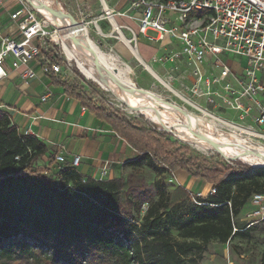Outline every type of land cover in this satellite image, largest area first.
Here are the masks:
<instances>
[{"label":"trees","instance_id":"16d2710c","mask_svg":"<svg viewBox=\"0 0 264 264\" xmlns=\"http://www.w3.org/2000/svg\"><path fill=\"white\" fill-rule=\"evenodd\" d=\"M74 97L134 150L135 158L125 164L166 171L152 135ZM46 152L0 110V264H31L24 259L43 249L52 255L39 264L78 263L85 254L88 264H105V258L115 264H199L211 242L245 235L250 227L238 229L234 219L253 194H264V168L241 174L204 170L201 178L215 193L194 204L186 189L168 193L162 180L152 191H141V185L139 191L132 173L96 181L68 165L57 173L36 170L34 162Z\"/></svg>","mask_w":264,"mask_h":264},{"label":"built area","instance_id":"2783aa9c","mask_svg":"<svg viewBox=\"0 0 264 264\" xmlns=\"http://www.w3.org/2000/svg\"><path fill=\"white\" fill-rule=\"evenodd\" d=\"M128 11L139 14L138 33L146 39L163 42L169 37L178 43L179 51L153 58V62H173L179 57L185 60L192 84L185 87L186 98L181 99L190 106L196 105L201 119L212 124L204 123L205 136H216L220 141L227 138L215 143L223 147L206 151L221 153L230 166L240 162L251 169L264 168V160L250 164L225 150L237 148L248 153L250 147H258L264 151V0H131ZM117 14L125 16L126 12ZM104 16L110 22L115 14L105 10ZM10 19L17 21L20 37L14 40L0 32V79L5 77L7 60L17 70L42 57L46 42H60L45 30L51 23L37 19L25 6L11 14ZM114 28L117 33L121 29L116 24ZM149 31L155 36L149 37ZM56 32L54 29L53 34ZM229 55L242 58L243 65L222 62L220 56ZM40 69L44 75L61 74L56 56L43 58ZM22 77L35 79L36 74L27 69ZM44 100L46 96L42 97ZM225 111L233 113L230 119L222 116ZM30 133L27 129L23 135ZM80 162L79 156L72 157L68 164L64 156H55L57 171L65 165L77 168ZM107 175L108 169L102 168L96 181H103ZM214 193L212 188L210 194ZM197 198L192 197L194 204H199ZM250 201L255 210L249 215V226L264 223V194H253Z\"/></svg>","mask_w":264,"mask_h":264},{"label":"rangeland","instance_id":"374dc122","mask_svg":"<svg viewBox=\"0 0 264 264\" xmlns=\"http://www.w3.org/2000/svg\"><path fill=\"white\" fill-rule=\"evenodd\" d=\"M14 2L16 7L22 8L25 6L31 13H34L39 20L48 21L57 28L51 26L45 30L50 32L52 38L57 35V39L60 40L58 45H52L46 42V46L50 54L56 56V62L61 68V74L53 75L54 79L64 83L67 88L73 93L72 95H78L81 99L88 102L91 106H96L99 109L104 110L106 114L112 115L119 120L127 123L130 127H138L143 131H147L148 135L155 139L157 143L154 144L153 150L157 148V158L166 162V171L160 173H153L143 163L137 167H130L127 164L122 166L123 178L126 179L127 175L132 173L134 175L133 185L134 187L142 186L141 191H152L153 184L159 180H162L165 184V189L168 193H171L175 188L180 186V175L185 174L189 181L195 180L198 191H188L185 186H181L186 189L192 197L205 199L208 195H211L210 187L206 191H201V183L206 181L201 178L204 170H230L234 173H242L249 171L252 173L257 169H251L248 165L241 164L240 162L233 163L235 166L226 164L221 158V153L215 151H206L210 147L204 149L197 147L193 144V141H187L179 138V132L173 129L174 126L165 124L159 125L150 118L146 120L138 111L134 108V105L128 101H123L117 97L113 92L106 88V86L100 84L96 78L92 69H87L85 74L80 65L74 58L73 51L68 48L69 38L72 40L82 39L83 33H87V36L95 46L105 54H110L113 57H117L116 53L112 51V43L117 41L118 34L113 31L111 27L107 25L108 20L104 16L105 10H110L115 14L116 18H124L125 16H117V13H124L128 7V0H105L106 6H103L100 0H53L52 5H57L59 13H63L70 17V21L67 22L65 18L57 16L59 24L49 20L48 18L34 9V6L29 0H10ZM18 8V9H19ZM69 23V24H68ZM106 24V25H103ZM71 27H70V26ZM101 28L99 29L98 26ZM70 28L73 29L71 32ZM54 29L57 30L53 34ZM101 30V31H100ZM110 31V32H109ZM64 33V35H62ZM74 33V34H73ZM132 37L134 47V35L130 33ZM148 34L155 36L154 32L149 31ZM110 35V36H107ZM138 46L140 49L146 46H157L156 43L148 42L141 36L137 38ZM45 46V47H46ZM68 52H67V51ZM164 51V50H163ZM171 49H166L165 52H160L158 57H166L167 55L174 54L170 52ZM179 51V50H178ZM177 52V50H176ZM45 55H49L44 53ZM57 54V55H55ZM222 62L230 63L232 66L243 65L244 60L239 56L229 55L220 56ZM69 59V60H68ZM118 60L127 63L134 71L132 78L138 86L143 87L142 91H146L156 103H160L161 100L167 104L174 106L182 114L196 116L201 118V112L195 109L196 105L190 106L185 103L181 98H186L187 90L185 87H190L192 81H187L189 75V69L185 60L182 58H175L173 62L164 61L154 62L150 64L152 68L159 73L162 79L171 85L168 87L160 84L154 79L137 61L136 58L124 60L118 57ZM157 64V65H156ZM110 76L115 80V75L112 71ZM51 74V73H49ZM47 74V75H49ZM164 83V82H163ZM136 86L138 89L140 87ZM141 90V89H140ZM182 96V97H181ZM134 107V108H133ZM157 108L162 111L161 106ZM198 108L201 109V102L198 103ZM223 112V111H221ZM225 118H231L232 112L225 111L221 113ZM180 116L178 115V118ZM181 119V117H180ZM209 122V121H207ZM168 127V128H167ZM184 131V127L181 129ZM132 157V155H130ZM259 169V168H258ZM208 184V183H207ZM210 185V184H209ZM188 186V185H186ZM138 188V187H137ZM139 189V188H138ZM140 191V189H139ZM193 203V201H191ZM255 210L250 199L240 211V214L234 219V224L238 229L250 227L245 231L244 236H236L232 240H229L225 244H220L216 241L211 242L207 246V252L202 253L203 259L199 260V264H264V223L257 222L249 226V215ZM37 251V248H34ZM41 254L27 256L24 260L31 264H39L41 259H47L52 252L50 250L43 249ZM38 253V252H37ZM18 255H14L13 259L20 260ZM78 263L70 264H88L89 258L85 254L77 259ZM105 264H115L113 259H104ZM57 264H61L58 260Z\"/></svg>","mask_w":264,"mask_h":264},{"label":"crops","instance_id":"0c3cea01","mask_svg":"<svg viewBox=\"0 0 264 264\" xmlns=\"http://www.w3.org/2000/svg\"><path fill=\"white\" fill-rule=\"evenodd\" d=\"M130 1L128 0L129 5ZM18 8L13 1L0 0V32L14 40H18L20 35L17 21L11 20L10 16ZM128 9L129 7L123 11L126 12L124 18L114 17L112 20V23L121 27L117 33L121 39L117 38V41L112 43V51L116 53L117 59L118 57L124 60L136 58L160 84L164 86L166 83L171 87L148 62L153 63V58L158 57L160 52L166 53L168 48L171 49L170 52L178 51V43L169 37L163 42L146 39L138 33L139 14ZM107 25L112 28L110 22H107ZM98 28L100 29L101 25ZM130 33L135 37L134 47ZM138 36L148 42L156 43L157 46L151 45L140 49L137 43ZM42 52V57L17 70L13 69L10 60H7L4 68L5 77L0 79V110L7 114L11 125L16 127L20 135L30 129L29 136L37 138L47 148L45 155L34 162L35 169L41 171L49 167L51 173H57L58 166L55 161L50 165V161L60 154L64 156L67 164L72 157L79 156L81 162L76 169L85 179L97 180L102 168L108 169V175L103 181L123 178L122 166L133 160L136 153L105 122L99 120L93 113H89L81 101L66 90L67 86L62 83L63 81L54 79L52 74L44 75L41 72L43 58L54 57L48 49ZM27 69L36 74L35 79L22 77V73ZM190 80L192 81L188 75L187 81ZM135 84L138 86L137 83ZM140 89L145 88L140 87ZM43 96H46L44 101H42ZM179 175L180 186H185L189 192L198 191L195 180L189 181L182 173ZM209 187L211 189V185L203 182L200 189L203 192Z\"/></svg>","mask_w":264,"mask_h":264},{"label":"bare ground","instance_id":"6f19581e","mask_svg":"<svg viewBox=\"0 0 264 264\" xmlns=\"http://www.w3.org/2000/svg\"><path fill=\"white\" fill-rule=\"evenodd\" d=\"M29 1L32 2L34 9L44 15L46 19L48 18L59 24L60 22L55 15L56 13L59 14L60 17L65 18L67 22L70 21V17L63 13H59L57 5H52L54 2L53 0ZM100 1L103 6H106L104 0ZM110 22L113 28L112 30H115L112 19H110ZM53 37L58 40L57 35ZM118 38L121 39V37ZM68 48L75 53L74 58L85 74H88L86 73L87 69H92L95 74L94 78H96L100 84L106 86L107 89L123 101L132 103L135 107L133 108L145 117L146 120L150 118V120H153L159 125L169 124L174 126L173 129L175 128V130L179 132V138L193 141V144L202 149L205 147L212 148L213 144L215 145L217 141H227L226 137H223L220 141L217 140L216 136H211L209 138L204 136L203 128L206 127L204 123L206 122L208 125H212L210 122L204 121L196 116L182 114L174 106L167 104L162 100L160 103H156L146 91H142L136 87L134 79L132 78V69L125 63L119 61L115 56L113 57L110 54H105L100 51L95 44L89 40L86 32L83 33L82 39L72 40L69 38ZM109 71L114 73L116 77L115 80L110 76ZM165 86L168 87L166 84ZM158 105L162 107V111L157 108ZM178 115L181 119L180 117L178 118ZM183 127L184 131L181 130ZM225 150L229 153L238 155L241 160L250 164L261 163V161L264 160V151L258 147H250L251 152L248 153L240 152L237 148H225Z\"/></svg>","mask_w":264,"mask_h":264},{"label":"water","instance_id":"95a60500","mask_svg":"<svg viewBox=\"0 0 264 264\" xmlns=\"http://www.w3.org/2000/svg\"><path fill=\"white\" fill-rule=\"evenodd\" d=\"M68 24H69V23H68ZM69 26H70V25H69ZM70 27H71V26H70ZM70 30H71V32H73V29H72V28H70ZM73 34H74V33H73ZM62 35H64V33H63ZM204 136H205V135H204ZM206 137H208V136H206ZM208 138H209V137H208ZM213 147H214V148H216V147H220V148H221V147H223V145H217V144L214 145V144H213Z\"/></svg>","mask_w":264,"mask_h":264}]
</instances>
